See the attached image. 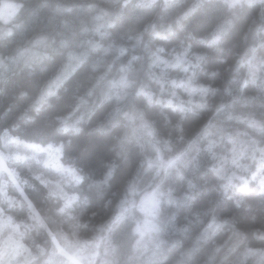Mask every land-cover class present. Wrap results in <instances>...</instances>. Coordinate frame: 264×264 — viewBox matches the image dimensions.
Returning a JSON list of instances; mask_svg holds the SVG:
<instances>
[{
    "label": "clouds",
    "instance_id": "clouds-1",
    "mask_svg": "<svg viewBox=\"0 0 264 264\" xmlns=\"http://www.w3.org/2000/svg\"><path fill=\"white\" fill-rule=\"evenodd\" d=\"M0 264H264V0H0Z\"/></svg>",
    "mask_w": 264,
    "mask_h": 264
}]
</instances>
